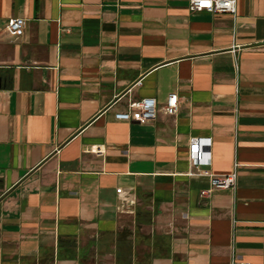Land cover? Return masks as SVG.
I'll list each match as a JSON object with an SVG mask.
<instances>
[{
  "label": "crops",
  "instance_id": "1",
  "mask_svg": "<svg viewBox=\"0 0 264 264\" xmlns=\"http://www.w3.org/2000/svg\"><path fill=\"white\" fill-rule=\"evenodd\" d=\"M236 1L0 0V264H264V0Z\"/></svg>",
  "mask_w": 264,
  "mask_h": 264
},
{
  "label": "built area",
  "instance_id": "2",
  "mask_svg": "<svg viewBox=\"0 0 264 264\" xmlns=\"http://www.w3.org/2000/svg\"><path fill=\"white\" fill-rule=\"evenodd\" d=\"M189 10L191 12H208L211 15L229 14L235 16L237 13L236 0H188ZM25 21L21 18H13L7 24L6 33L17 39L23 33ZM237 68V67H236ZM180 99L177 94L168 96L167 103L163 107V111L168 116H174L178 112ZM158 114V105L155 99L146 98L132 102L128 105L126 111L115 114L114 118L118 121L128 123L136 122L139 124L152 123L156 120ZM202 148V139L191 138L189 143V156L191 164L194 167L207 164L205 158L197 157ZM209 177V188L200 192L199 197L202 200H209L217 190H234L237 186V173L233 172L226 176H213L205 174ZM231 264H248L231 261Z\"/></svg>",
  "mask_w": 264,
  "mask_h": 264
}]
</instances>
